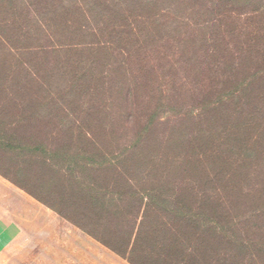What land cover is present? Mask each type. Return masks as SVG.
I'll list each match as a JSON object with an SVG mask.
<instances>
[{"label":"trees","instance_id":"trees-1","mask_svg":"<svg viewBox=\"0 0 264 264\" xmlns=\"http://www.w3.org/2000/svg\"><path fill=\"white\" fill-rule=\"evenodd\" d=\"M0 173L130 264H264V0H0Z\"/></svg>","mask_w":264,"mask_h":264},{"label":"rangeland","instance_id":"rangeland-1","mask_svg":"<svg viewBox=\"0 0 264 264\" xmlns=\"http://www.w3.org/2000/svg\"><path fill=\"white\" fill-rule=\"evenodd\" d=\"M35 68L43 74L40 64L37 63ZM52 72V78L45 83L61 88L65 82L53 80L61 71L54 69ZM29 85L33 86L35 93L38 92L35 82H29ZM78 95L75 90L71 101L78 99ZM118 96L119 93H111L113 112L119 115V124L126 126L124 131H129L131 126L126 121L124 104ZM64 100L67 101L65 97ZM70 109L77 111L75 105ZM184 152L186 154L187 150L181 151ZM200 168H206L207 172L208 162L196 161L190 168L184 171L182 168L177 179L184 180L189 176L202 183ZM0 264L130 263L0 173Z\"/></svg>","mask_w":264,"mask_h":264}]
</instances>
